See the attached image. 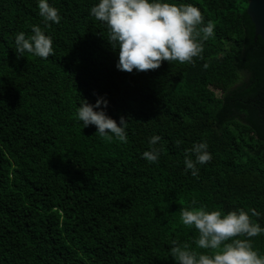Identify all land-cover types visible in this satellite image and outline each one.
<instances>
[{
	"label": "trees",
	"instance_id": "1",
	"mask_svg": "<svg viewBox=\"0 0 264 264\" xmlns=\"http://www.w3.org/2000/svg\"><path fill=\"white\" fill-rule=\"evenodd\" d=\"M95 2L50 0L61 19L41 58L14 49L16 33L43 27L36 0H0V264H177L171 241L196 248L180 221L193 204L255 208L264 226V40L248 0H176L213 35L192 62L141 71L116 67ZM98 97L127 120V143L76 119ZM153 134L162 150L148 162ZM201 139L211 159L193 176L184 150ZM237 238L264 253V233Z\"/></svg>",
	"mask_w": 264,
	"mask_h": 264
},
{
	"label": "clouds",
	"instance_id": "2",
	"mask_svg": "<svg viewBox=\"0 0 264 264\" xmlns=\"http://www.w3.org/2000/svg\"><path fill=\"white\" fill-rule=\"evenodd\" d=\"M36 3L43 27L33 24L30 34L23 31L15 34L14 49L18 56L27 52L46 58L53 52L52 37L45 29L49 22L59 23V11L50 0H36ZM89 15L106 26L107 40L113 49H118L116 67L123 71L155 69L162 61L192 62L214 31V23L211 20L205 23L201 10L192 2L97 0L91 5ZM102 103L106 106L107 99L98 97L93 104L81 98L75 111L76 119L82 122V127L95 125L100 137L127 143V120L121 116L117 123L100 107ZM159 140L157 134L148 139V148L141 153L148 162L158 160L162 150L157 146ZM208 148L207 140L201 139L184 150L185 170H191V175H197V166L211 159ZM258 215L255 208L224 212L219 208L209 209L204 204L182 207L180 221L197 231L196 248L173 240L170 256L177 264H264V253L255 249L251 240L237 238L264 233V226L251 219Z\"/></svg>",
	"mask_w": 264,
	"mask_h": 264
},
{
	"label": "water",
	"instance_id": "3",
	"mask_svg": "<svg viewBox=\"0 0 264 264\" xmlns=\"http://www.w3.org/2000/svg\"><path fill=\"white\" fill-rule=\"evenodd\" d=\"M248 15L254 23L256 37L264 40V0H248Z\"/></svg>",
	"mask_w": 264,
	"mask_h": 264
}]
</instances>
